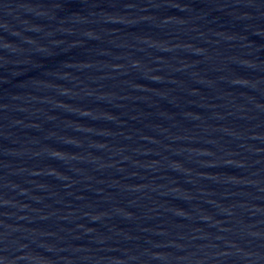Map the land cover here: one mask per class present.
<instances>
[{"label":"water","instance_id":"1","mask_svg":"<svg viewBox=\"0 0 264 264\" xmlns=\"http://www.w3.org/2000/svg\"><path fill=\"white\" fill-rule=\"evenodd\" d=\"M0 264H264V0H0Z\"/></svg>","mask_w":264,"mask_h":264}]
</instances>
